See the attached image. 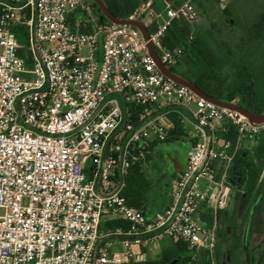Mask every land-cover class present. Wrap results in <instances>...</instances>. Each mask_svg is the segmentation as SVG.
Returning a JSON list of instances; mask_svg holds the SVG:
<instances>
[{
    "label": "built area",
    "instance_id": "1",
    "mask_svg": "<svg viewBox=\"0 0 264 264\" xmlns=\"http://www.w3.org/2000/svg\"><path fill=\"white\" fill-rule=\"evenodd\" d=\"M193 1L163 0L158 14L146 1L130 18H160L145 40L134 26L100 23L86 0H0V264H131L165 237L213 249L215 224L206 227L199 211L224 207L236 153L259 142L264 122L200 97L157 66L149 43L161 64L178 67L183 48L163 40L176 20H198ZM171 108L197 141L169 205L148 219L124 191L137 153L166 139L160 112ZM230 127L235 143L221 138ZM106 214L128 227L99 247ZM116 243L123 252L110 250Z\"/></svg>",
    "mask_w": 264,
    "mask_h": 264
},
{
    "label": "trees",
    "instance_id": "2",
    "mask_svg": "<svg viewBox=\"0 0 264 264\" xmlns=\"http://www.w3.org/2000/svg\"><path fill=\"white\" fill-rule=\"evenodd\" d=\"M149 0H103L105 5L111 11V13L119 19H130L135 16L137 10ZM99 19L100 23H107L109 20L104 17L101 9L94 3L93 0L89 1ZM180 2L173 3L174 6L179 5ZM154 8L161 12L163 9V4L157 5L156 0H154ZM225 15L229 13V8L226 6L222 9ZM75 19L72 21L75 27ZM156 28V22L147 26L149 31ZM79 29L84 32H92L93 28L90 24L81 22ZM248 35L251 36L250 42H264V13L258 15L252 23L248 26ZM202 33L193 24L188 23L184 20H176L173 25L167 31L165 38L163 40L164 45L170 49L176 47L183 48V55L181 61L177 68H173V72L178 76L190 81L196 85L199 89L203 90L208 95L217 98L219 100L233 102L238 96L244 93L248 94V97L242 96L244 102L248 104V109L257 114L264 113V102L257 103L258 97L252 95V91L255 85L254 78L257 75V68L259 66L260 59L257 55L251 54L249 51L248 58L250 63L243 62V65L239 67V74L245 75L244 78L247 79V83H240L239 85L229 86L226 82L227 74L224 71V63L216 55L211 48H209L208 43L203 40ZM20 42L24 43V39ZM223 42V41H222ZM224 43V42H223ZM226 45V43H224ZM238 47V53L236 51H229L232 57H241L244 52L242 46L236 45ZM227 47V46H226ZM228 48V47H227ZM19 55L24 56L23 48H20ZM195 56L200 57L204 62V67H201ZM183 63L185 67H183ZM263 63V62H262ZM262 69L264 73V64H262ZM245 71V74H244ZM166 109L160 113H166V121L169 125L167 136L164 141H156L151 143L145 150H143V155H137L139 158L134 161L129 176L127 179V187L124 191V195L128 202L137 208L143 209L145 215L148 219L152 218L151 207H150V193L153 189V184L156 182L159 185L158 194L159 203L166 197L167 193L171 188V180L175 179L179 172L174 171L171 174H164L162 177H158L161 172L159 161H157V156H163L161 150L164 146L171 143H185V147L181 150H176L169 154V158L173 156L174 153L177 154H187L191 147L196 143L197 139L192 138L190 134V129L186 128L182 121L178 111ZM179 110V109H177ZM136 112V111H135ZM221 138L223 140H229L232 143L236 141V133L234 127H230L228 134H222ZM148 165L155 170L156 176L154 179L151 174H149L150 169H147ZM264 170V135L259 139L256 147L253 149H246L244 146L239 148L236 153L234 164L231 168V175H238L244 182V192L245 200L243 206L237 204L236 218L238 224L231 226L232 217L228 216L227 213L218 209L216 214L212 209H200L199 214L201 217V222L209 228H212L215 224V244L213 249L199 248L198 250L190 249L186 243L180 240L173 239L174 243L172 246L164 249L158 258L152 259L148 257L144 261L131 263V264H242L241 259L238 255H232L231 247H229V253L224 247H228L229 242V230L234 231L232 234H237L236 244L234 245V251H239L242 249L244 229L247 228V238L249 242L250 236V226L248 227V222L245 217L242 216L243 208L249 203L250 199L255 195V204L259 203L262 198V192L264 191V176L262 173ZM225 217V218H223ZM224 219V220H223ZM223 220L226 225L222 229L219 227V221ZM231 224V225H230ZM118 227L126 228L128 223L124 220H117L110 224V229H115ZM223 230V232H222ZM223 235V236H222ZM121 238V237H118ZM220 239V242H219ZM235 239V238H234ZM224 243V247H223ZM183 255L178 261H175L179 256ZM234 256V259L233 257ZM264 260V256H263ZM264 264V261L263 263Z\"/></svg>",
    "mask_w": 264,
    "mask_h": 264
},
{
    "label": "rangeland",
    "instance_id": "3",
    "mask_svg": "<svg viewBox=\"0 0 264 264\" xmlns=\"http://www.w3.org/2000/svg\"><path fill=\"white\" fill-rule=\"evenodd\" d=\"M90 1V0H86ZM163 0H156L157 5H161ZM169 3L181 2L183 0H167ZM193 4L195 5L198 12V20L193 23L194 27H197L202 33L203 40L208 43L209 48L218 55V57L224 63V71L227 74L226 82L229 86L239 85L240 83L248 82L243 74H239V67L243 65V62L250 63L248 58L249 51L253 55H257L260 59L259 66L257 68V75L253 79L255 82L252 94L255 97H258L259 102H264V73L262 69V64H264V42H250L251 36L248 35V26L253 20L260 14L264 13V0H194ZM229 8V13L227 15L222 11L225 7ZM156 14L160 13L154 8ZM146 27L151 25L153 22H158L160 18L151 17L145 15L143 17H138ZM226 45H224V43ZM245 47L244 52L241 57H232L229 54V51H236L238 53V47L236 45ZM228 48H227V47ZM249 50V51H248ZM86 50H82V54H86ZM197 63L204 67L203 60L195 56ZM263 62V63H262ZM183 67H185L183 63ZM245 74V71H244ZM250 85V82L247 83V86ZM248 97L247 93L239 97ZM185 143H171L163 147L161 154L163 156H157V161L161 168V172L158 174V177L164 176L165 173H169L173 167V161L169 154L175 152L176 150H181L185 147ZM246 149H253L256 147L255 142L247 141L244 145ZM147 169L149 174L153 176L154 179L156 176L155 170L148 165ZM231 169L229 170L228 178L225 181L224 189V207L221 208L224 210L228 216L232 217L231 226L238 224L236 218H233L236 215V206L240 204L243 206L245 200L244 192V182L238 175H231ZM85 174L87 177H91V165L85 168ZM264 176V170L262 177ZM159 185L156 182L153 184V189L150 193V207L155 209L159 205V194H158ZM262 198L259 200L258 204H255L256 196L254 195L249 203L243 208L242 216L247 219L248 227L251 229L249 242L247 238V228L244 229L243 236V247L239 251H234V245L236 244L237 234H232L234 228L229 230V239L231 240L228 244V247H223L227 249L229 253V247H231L232 255H238L241 259L242 264H262L264 256V191L262 192ZM225 218V217H223ZM224 220V219H223ZM223 220L219 221L218 225L222 229L226 225ZM223 232V230H222ZM223 236V235H222ZM235 238V239H234ZM220 242V239H219ZM174 243L172 238H165L163 241L159 242L154 249L151 251L150 258L156 259L159 257L161 252L172 246ZM229 253V254H230ZM234 259V256H232Z\"/></svg>",
    "mask_w": 264,
    "mask_h": 264
},
{
    "label": "water",
    "instance_id": "4",
    "mask_svg": "<svg viewBox=\"0 0 264 264\" xmlns=\"http://www.w3.org/2000/svg\"><path fill=\"white\" fill-rule=\"evenodd\" d=\"M93 1L101 9L104 17H106L111 23H114L117 25L134 26L141 31L145 40L149 39V30L140 20H138V19H119L111 13V11L105 5L103 0H93ZM148 47L150 49L152 56L154 57V59L157 63V66L167 77L171 78L172 80H174L175 82H177L179 84H182V85L189 87L194 92H196L200 97L205 98L206 100L211 101L218 106L229 108V109L235 110V111L243 114L253 123L259 124V123L264 122V113L263 114L253 113L249 109H246V108H244L240 105H237L235 103L227 102V101H223V100H219L217 98H214V97L208 95L207 93H205L203 90L199 89L196 85H194L190 81L178 76L172 70L168 69L163 64H161L159 57H158V54H157L155 48L153 47V45L151 43L148 44ZM182 256L183 255L179 256L175 261H178Z\"/></svg>",
    "mask_w": 264,
    "mask_h": 264
},
{
    "label": "crops",
    "instance_id": "5",
    "mask_svg": "<svg viewBox=\"0 0 264 264\" xmlns=\"http://www.w3.org/2000/svg\"><path fill=\"white\" fill-rule=\"evenodd\" d=\"M162 4H163V1H162ZM183 156H184L183 153L182 154L174 153L173 156L171 157V159L173 161L174 168L177 171H182L183 168L185 167L187 157H186L185 160H183ZM172 183H173V180H171V187H172ZM170 190H171V188H170ZM170 190L167 193L166 197L159 203V205L155 209L150 208L151 209L150 212H151L152 216L154 215L155 212L161 211V210H163L165 207H167L169 205V203H170ZM114 221H117V220L112 218L110 215L106 214V215H104L102 217V222H101V225H100V233H101L102 237L98 240V246L99 247H102V246H105V245L108 246V243L116 242V241H118L120 239V238H118L116 236H106V235H108V233L111 230H113V229H110L109 226ZM165 238H167V237H165ZM165 238H163L161 241H163ZM109 248L112 251H115V250L118 251V252H123L124 251V248L122 247V245L120 243H116L113 246H110ZM134 249L136 251H138V248H134ZM153 249H154V246L149 249L147 258L150 257L151 251Z\"/></svg>",
    "mask_w": 264,
    "mask_h": 264
},
{
    "label": "flooded vegetation",
    "instance_id": "6",
    "mask_svg": "<svg viewBox=\"0 0 264 264\" xmlns=\"http://www.w3.org/2000/svg\"><path fill=\"white\" fill-rule=\"evenodd\" d=\"M252 95H254V94H252ZM232 103H235V104H237V105H240V106H242V107L248 109V104H247L246 102H244V100L242 99V97H239V96H238V97H237ZM257 103H260V102L257 101ZM183 155H184V156H183V160H185L186 157H187V155H186L185 153H184ZM172 165H173V164H172ZM174 171H176V170H175L174 165H173L171 172H169V173H165V175H166V174H171V173H173ZM172 180H174V179H172Z\"/></svg>",
    "mask_w": 264,
    "mask_h": 264
}]
</instances>
